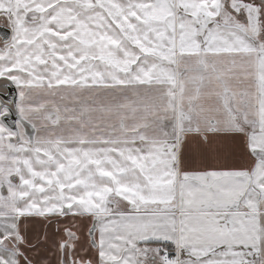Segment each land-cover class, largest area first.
Masks as SVG:
<instances>
[{
	"label": "snow or ice",
	"instance_id": "snow-or-ice-1",
	"mask_svg": "<svg viewBox=\"0 0 264 264\" xmlns=\"http://www.w3.org/2000/svg\"><path fill=\"white\" fill-rule=\"evenodd\" d=\"M0 264H264V0H0Z\"/></svg>",
	"mask_w": 264,
	"mask_h": 264
}]
</instances>
